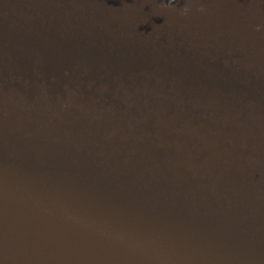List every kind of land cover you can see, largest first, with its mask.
<instances>
[{"label": "water", "instance_id": "1", "mask_svg": "<svg viewBox=\"0 0 264 264\" xmlns=\"http://www.w3.org/2000/svg\"><path fill=\"white\" fill-rule=\"evenodd\" d=\"M168 2L0 0V264H264V0Z\"/></svg>", "mask_w": 264, "mask_h": 264}, {"label": "clouds", "instance_id": "2", "mask_svg": "<svg viewBox=\"0 0 264 264\" xmlns=\"http://www.w3.org/2000/svg\"><path fill=\"white\" fill-rule=\"evenodd\" d=\"M172 4H173V0H169L168 4H167L166 6H167V7H171ZM200 10L203 11V8H201ZM183 12H184V14H186V13L188 12V9L185 7V8L183 9Z\"/></svg>", "mask_w": 264, "mask_h": 264}]
</instances>
